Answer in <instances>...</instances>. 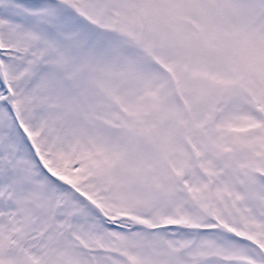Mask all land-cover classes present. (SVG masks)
<instances>
[{
	"label": "snow or ice",
	"instance_id": "1",
	"mask_svg": "<svg viewBox=\"0 0 264 264\" xmlns=\"http://www.w3.org/2000/svg\"><path fill=\"white\" fill-rule=\"evenodd\" d=\"M0 264H264V0H0Z\"/></svg>",
	"mask_w": 264,
	"mask_h": 264
}]
</instances>
